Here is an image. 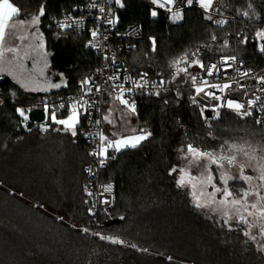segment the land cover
Listing matches in <instances>:
<instances>
[{
    "label": "trees",
    "instance_id": "1",
    "mask_svg": "<svg viewBox=\"0 0 264 264\" xmlns=\"http://www.w3.org/2000/svg\"><path fill=\"white\" fill-rule=\"evenodd\" d=\"M218 1L222 13L237 16L235 26L215 28L196 6L184 11L181 25L170 26L166 14L153 17V9L141 0H121L124 7L116 3L112 13L120 28L136 23L143 29L142 41L129 54L128 68L153 80L190 84L200 64L233 54L235 45L245 65L264 64L256 41L257 32L264 31V0ZM9 2L20 9L14 19L43 7L41 29L47 39H66L74 64L63 86L51 94L28 93L8 77L0 78V264H264V255L239 226L206 217L193 204L189 190L177 186L176 173L170 174L178 166V151L189 143L217 151L224 141L237 143L264 127L223 110L219 117L207 118L201 105L193 103L195 91L190 87L138 96L133 118L138 133L151 135L138 147L121 150L109 164L105 179L115 184L114 203L99 218V235L92 237L83 196L84 167L90 161V147L80 136L84 122L76 127V136L59 124L48 134L26 135L18 130L16 111L42 96L75 92L97 66L87 37L47 29L50 16L58 17L81 0ZM185 56L186 61L173 65ZM197 60L200 64L194 63ZM105 132L109 135L106 128Z\"/></svg>",
    "mask_w": 264,
    "mask_h": 264
},
{
    "label": "built area",
    "instance_id": "2",
    "mask_svg": "<svg viewBox=\"0 0 264 264\" xmlns=\"http://www.w3.org/2000/svg\"><path fill=\"white\" fill-rule=\"evenodd\" d=\"M141 1L153 10L155 9L157 12L166 14V22L170 26L181 25L184 21V11L191 6H196L207 16L210 15L214 27L217 29H225L230 26H235L237 23L236 15L224 14L220 11L218 0H213L209 10L201 8L197 3L185 7L181 4L180 0H176V4L170 5V7L173 8V12H175L177 8L183 9V18L178 21H173L170 18L172 15L170 12L166 9L158 8L157 5L152 4L151 0ZM93 4H95V7H92ZM115 4L116 0H81L80 3L62 12L58 17H49L47 29H52L60 33H70L87 37V48L97 55L99 60L98 64L79 82L75 92L60 95H46L34 102L20 105L18 108L25 110V114L28 116L27 120H24L17 112L19 121L18 130L22 134L45 135L50 133L55 125L50 118L51 110L55 109L57 119H66L71 113V104L73 101L83 98L87 100L89 104H93V107L89 109L90 114L87 116L81 115L80 117V121L84 122L80 131V136L90 147V161L84 167L85 184L83 187V196L87 201L88 210L92 208V212H89L93 226L91 231L92 236L96 233L95 230L99 223L100 216L109 211L114 203L115 184L113 181L105 179V173L109 164L117 159L121 150L117 152L113 148H108V158L105 159L103 165H101L99 161L104 159V157L92 155V153L99 151L100 133L112 139L105 132L104 116L109 95L112 93H119V88L117 86L122 84L125 89H132L130 92H125L124 98L127 99L129 103H135L136 111L133 114L137 113L139 95L153 96L177 93L190 87L195 91V100L204 110L214 111V106L223 104L228 99L239 101L247 105L248 100H254L256 96H260L261 100L257 101L256 108L253 109V115L246 118L253 121L264 118V112L259 111L260 106L264 105V91H261V89L264 88V84L258 83V78L264 76V64L257 67L245 65L239 57L236 45L233 54L224 55L207 61L204 67L201 68L200 73L196 76V84H193V82L190 84H177L165 82L164 80H153L147 74L145 76L144 73H134L131 71L128 68L129 54L134 51L136 45L142 41L143 29L136 23H131L124 28H120L118 19L112 13V8ZM101 8L104 9V12L100 11ZM109 21H115V23H109ZM217 21H224V23H217ZM61 22L68 24L73 22L78 23L74 24L73 27L61 29L58 26ZM92 31L98 32L95 39L91 35ZM262 45V42L257 43V51L260 54H264V52L260 51ZM233 56L235 60L228 59ZM211 65H216V68H211ZM208 70L212 72V75H208ZM245 73H247V75H244ZM141 76H144V80H141ZM109 77H118V79L110 80L108 79ZM85 79L91 82L87 85H82V81ZM204 80L208 81V84H218L221 87L225 83H228L231 84V88L220 91L219 89L205 86L204 92L197 94L196 87ZM132 81H138L145 86L142 88L135 87ZM145 81H147V83H145ZM97 86L100 87V92L96 91ZM88 88H91L92 91L88 92ZM206 92H214L216 96L221 97V100H216L205 95ZM245 93H247V95ZM61 104H64L65 107L60 108L59 106ZM2 105L3 99L0 91V108ZM126 109L128 108L126 107ZM216 110H223L240 117L234 110L226 106L219 107ZM34 111H41L43 113V119L38 120L31 118V113ZM97 120L100 121L99 124L95 123ZM42 125L47 127L46 131L42 130ZM258 125L264 127V123ZM108 185H111L112 191L103 192L104 187ZM88 192H91L92 195L89 196L87 194ZM102 192L103 195H101ZM104 200L109 201V203H103ZM93 205H95V207H93Z\"/></svg>",
    "mask_w": 264,
    "mask_h": 264
},
{
    "label": "snow or ice",
    "instance_id": "3",
    "mask_svg": "<svg viewBox=\"0 0 264 264\" xmlns=\"http://www.w3.org/2000/svg\"><path fill=\"white\" fill-rule=\"evenodd\" d=\"M152 4L157 5L158 8L166 9L170 12L171 19L173 21H178L183 18L182 16V8H177L175 12H173V8L170 5H175L176 0H151ZM181 4L185 7L193 5V3H197L201 8L205 10H209L212 6L213 0H180ZM116 3L120 5V7H124L121 3V0H116ZM95 7V4L92 5ZM251 7V5H249ZM101 12H104V9H100ZM20 9L18 7H14L9 0H0V72L4 71L3 65L11 64L13 60H16L18 63L23 61L26 58H31V52L25 51L23 55H21V47H23V41L26 39L23 35H17L16 29L18 25L16 23H12L10 25V21H13L14 17L19 15ZM44 15V9L41 7L39 10V14L34 15L31 21L19 20V25L21 26H37L40 23V16ZM151 15L156 17L158 12L154 9L151 11ZM243 15L247 16L248 12H244ZM208 19H212L209 15ZM73 23H63L61 22L58 26L61 29L67 27H73ZM109 23H115V21H109ZM217 23H224V21H217ZM92 37L95 39L98 35L97 31H92ZM258 37H264V31L257 32ZM43 34H39L36 36V39L39 40V43L36 45V50H40L44 48L43 42ZM106 38V37H105ZM11 40H19L21 44H12ZM91 43V42H90ZM153 50H155V40L153 39ZM260 51L264 52V45L261 46ZM38 54H40L38 52ZM43 56H47L48 53H42ZM228 59L235 60V57H229ZM187 56L182 57L178 60L173 61V65H179L181 61H186ZM196 64H200V62L194 61ZM22 66V65H21ZM47 67V64H45ZM200 67L203 68L204 65L200 64ZM211 68H216V65H211ZM179 71L187 72V68H181ZM11 74V73H10ZM43 76V70L40 73ZM62 75V74H61ZM146 76V74H144ZM208 75H212V72L208 70ZM244 75H247L245 73ZM110 80L118 79V77H109ZM130 79V78H129ZM141 80H144V76H141ZM191 80L193 84H196L197 77L191 76ZM91 81L85 79L82 81V85H87ZM135 87H144L145 85L139 83L138 81H132ZM147 83V81H145ZM162 83V82H161ZM258 83L264 84V76L258 78ZM27 87V85H22ZM60 84H49L51 88H59ZM205 86L219 89L220 91H224V89L231 88V84L225 83L222 87L218 84H208V81H201V84L196 87V93L199 94L204 92ZM119 88V93L115 97L121 104L125 105L129 111L135 113V103H129L127 99L124 98L125 92H130L132 89H125L121 84L117 86ZM243 87V86H241ZM46 90V89H45ZM88 92H91L92 89L88 88ZM96 91L100 92L101 89L99 86L96 87ZM264 91V88L261 89ZM247 95V93H245ZM205 95L214 98L216 100H221V97L216 96L214 92H206ZM261 97L256 96L254 100L250 99L247 101V105L245 103H241L239 101H235L232 99L226 100L223 104H219L214 106L213 110L215 111L216 117H219V107L226 106L229 109H232L239 115L242 119L248 116L253 115V109L256 108L257 101H260ZM193 103H197L195 98H193ZM60 108H64L65 105L61 104ZM93 107V104H89L87 100L81 98L80 100H75L71 104V113L67 116L66 119H57L55 109L51 110L50 118L55 124L63 125L64 131H71L73 136L77 135L76 127L80 123L81 115L87 116L89 115V109ZM47 109V106H46ZM82 110V111H81ZM16 111L19 113L24 120L28 119V116L25 114V110L22 108H17ZM203 111V109H202ZM259 111L264 112V105H261ZM104 120L112 123V120L106 115L104 116ZM257 124L264 123V118L257 119L255 121ZM96 124H99L100 121H95ZM50 126V125H49ZM43 131L47 130V127L41 126ZM59 130V129H58ZM133 131H135L133 129ZM115 135V133L113 134ZM151 133H143L141 135H132V136H121L119 139H109L104 134L100 133V144L98 145L99 151L92 153V155H97L104 157L99 162L101 165L105 163V159L108 158V148H113L115 151L119 152L122 148H136L139 146L140 142L146 140ZM221 149L223 151H205L201 150L198 147H195L193 144L189 143L184 151L183 159L186 161L184 167L177 168L173 167L170 170V174L179 171L181 173L178 181V187H188L190 189V194L193 198V202L195 207L197 208H211L213 212H221V208L224 210L221 212L222 217L224 218V223L229 224L230 221H234L236 223L249 224L247 217L255 216L257 213L261 218H264V164H261L256 175L245 174V169L250 167V160L256 158V153L261 152L264 153V143L259 145H252L250 143H229L228 141H224L221 145ZM244 156L246 161H241L239 159L240 156ZM261 160H264V156L260 157ZM203 161V163H201ZM216 166V174L214 175L211 166ZM195 168L199 172V175H192L191 170ZM232 168H236L238 170V174H233L231 172ZM253 172H257L256 169H253ZM219 181L217 184L216 181ZM243 182L246 187H241L239 189L230 186V182ZM255 181V183H253ZM197 184L202 185V190L197 194ZM211 186L212 191L208 192V187ZM111 185L105 186L103 192H111ZM103 192L101 195H103ZM89 196L92 195L91 192L87 193ZM219 194L220 199L217 200V195ZM207 196L208 199L202 200V197ZM249 197H255L254 200L250 201ZM87 203V201H86ZM103 203L107 204L109 201L104 200ZM218 205L219 207H212V205ZM95 207V205H93ZM247 213V216L242 214ZM106 211V209H105ZM89 212H92V208H89ZM59 219H63L60 217ZM123 219V217H121ZM251 226V225H250ZM229 227L230 224H229ZM83 231L87 232L88 229H83ZM97 235H99L97 233ZM245 236H249L250 239L256 240V236L252 235L250 232H244ZM261 235H264V225L261 226ZM101 239L110 240L112 243H125L123 240L119 238H114L111 236H101ZM132 247H136V245H131ZM260 250L264 251V245L260 246ZM146 251V249H145ZM169 259H171L169 257Z\"/></svg>",
    "mask_w": 264,
    "mask_h": 264
},
{
    "label": "rangeland",
    "instance_id": "4",
    "mask_svg": "<svg viewBox=\"0 0 264 264\" xmlns=\"http://www.w3.org/2000/svg\"><path fill=\"white\" fill-rule=\"evenodd\" d=\"M37 14H39V10L34 13L28 14L24 18H15L14 21L12 22L18 25L17 29L15 30L16 34L23 35L26 37V39L22 42L23 47H21L20 49L21 55H23L25 51H28L31 52V58H26L19 63L16 60H13L11 64L3 65L5 70L0 72V78L8 77L10 80H12L15 84H17L19 87H21L23 90H25L28 93L51 94L52 92H54V90L59 89L65 83L66 73L73 67L74 58L72 55L71 48L67 44L66 39H47V36L40 27L41 18L43 16H40V23L37 26L19 25V20L31 21L32 17ZM41 33L43 34L42 38L45 46L43 49L37 51L36 45L39 43V40L36 39V36H39V34ZM258 38L260 39H256L257 43L262 42V44L264 45V38L263 37H258ZM10 43L21 44V41H19L18 39L17 40L10 39ZM38 52L40 54H38ZM44 52L48 53L46 57L42 55V53ZM45 64H47V67H45ZM41 70H43V76L40 75ZM49 84H60L61 86L59 88H51L49 87ZM22 85H27V87H24ZM117 95H118L117 93H112L109 95V100L106 104V109H105L106 112L105 114H107L109 119L112 120V123H109L107 121V125L110 128V130L108 129L109 136L112 139H119L121 136H132V135L143 134V133H138L139 124L136 123V121L133 119V116L132 117L130 116V111L124 108V106H122V104L115 99ZM111 98H114L116 100L118 106L116 107L111 106ZM236 117L238 118V116ZM133 129L135 131H133ZM69 132L71 133V131ZM114 133L115 135H113ZM245 142L250 143L254 146L264 143V131L258 133H248L246 134V136H242V140L238 141L237 143L243 144ZM123 149L126 148H122L121 150ZM182 150L183 149L179 150L176 156L178 162V166L176 167L178 169L184 167L186 164V161L183 159L184 151ZM221 151L223 150L222 149L217 150V152H221ZM261 156H264V153L261 152L256 153V158L250 160V167L245 169V174L256 175L258 173L260 165L264 164V160L260 159ZM239 159L241 161H246V158L242 155L239 157ZM201 163H203V161H201ZM253 169H256L257 172H253ZM211 170L215 175L216 166L212 165ZM231 172L233 174H238V170L236 168H232ZM175 173L177 175V179H179L181 173L179 171ZM191 174L199 175V172L197 171V169L193 168L191 170ZM216 183L218 184L219 181L217 180ZM253 183H255V181ZM230 186L235 187L237 189L241 187H246V185L242 181L230 182ZM181 188L188 189L190 192V189L188 187H181ZM201 190H202V185L197 184V194H199ZM207 191L208 192L212 191L211 186L208 187ZM206 199H208L207 196L202 197V200H206ZM218 199H220L219 194L217 195V200ZM254 199L255 197H249L250 201ZM212 207H219V206L214 204L212 205ZM199 210L206 217L213 218L216 221L225 224L224 218L222 217L221 214V212L224 210L223 208H221V212H213L211 208H199ZM241 211L242 214L247 216V213H244L242 209ZM247 219L249 221V224L236 223L234 221H230L229 224L239 226L242 229L243 233L247 231L250 232L252 235L256 236V240L250 239L249 236L246 237L255 245L257 250L264 255V251L260 250V246L264 245V235H261V226L264 225V218H261L257 213L255 216L247 217ZM229 224H225V225L229 226ZM95 236L98 235L95 233V235L92 237Z\"/></svg>",
    "mask_w": 264,
    "mask_h": 264
},
{
    "label": "water",
    "instance_id": "5",
    "mask_svg": "<svg viewBox=\"0 0 264 264\" xmlns=\"http://www.w3.org/2000/svg\"><path fill=\"white\" fill-rule=\"evenodd\" d=\"M204 114L209 119L215 117V112L212 110H205ZM31 118L42 120L43 119V113L41 111H34L31 113Z\"/></svg>",
    "mask_w": 264,
    "mask_h": 264
},
{
    "label": "crops",
    "instance_id": "6",
    "mask_svg": "<svg viewBox=\"0 0 264 264\" xmlns=\"http://www.w3.org/2000/svg\"><path fill=\"white\" fill-rule=\"evenodd\" d=\"M13 21H14V19H13ZM13 21H10V24H12V22ZM111 106H118V104L116 103V100L114 99V98H111ZM122 106H124L123 104H122ZM124 108H126L125 106H124ZM106 113V112H105ZM107 114H105V116H106ZM130 116L132 117L133 116V113H131L130 112ZM134 119V118H133ZM105 128H106V130H107V132L110 130V128L108 127V125H107V121L105 120ZM109 129V130H108ZM112 130V129H111ZM108 134H109V132H108Z\"/></svg>",
    "mask_w": 264,
    "mask_h": 264
}]
</instances>
